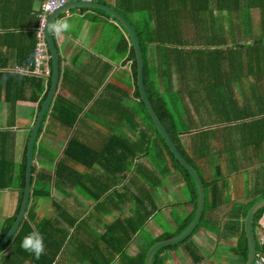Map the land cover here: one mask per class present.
<instances>
[{"label":"trees","instance_id":"obj_1","mask_svg":"<svg viewBox=\"0 0 264 264\" xmlns=\"http://www.w3.org/2000/svg\"><path fill=\"white\" fill-rule=\"evenodd\" d=\"M28 1V6H23L24 0H0V67L7 65L3 58L5 54L15 55L18 65H33L41 7L34 8L35 1L40 0ZM108 3L105 0V4ZM113 7L129 19L138 36L143 54V83L153 109L178 150L199 172L205 191L204 208L194 230L180 242L158 248L152 264H165L166 252L182 245L194 263L202 261L204 256L197 253L192 236L208 229L209 225L218 226L221 218L226 219L222 222L223 229L231 230L230 236L223 231L221 234L224 237L237 235V245L230 248L239 253L243 264L247 247L241 218L252 203L264 196V85H261L264 80V22L261 23V0H141L136 5L123 2V6L115 0ZM253 10L259 15L258 28L252 20ZM150 46L154 48V58ZM116 49L127 52L125 60L131 61L129 75L132 82L126 80V87L108 81L86 109L101 81L93 85L66 86L70 71L60 72L62 84L74 94V98L55 95L42 118L33 160H42L37 139L44 130L45 121L47 124L56 121L67 128L64 139L68 138L77 119L82 125H89L88 122L99 124L97 128L101 136L98 140L91 139L75 128L54 170L48 165L39 168L32 165L27 217L0 247L1 251L12 243L11 250L0 255V264H60L58 258L65 252L74 256L76 264H111V256L116 253L121 255L124 264H144L146 252L154 241L179 234L192 220L197 203L194 180L170 151L140 98L132 45L128 48L126 38H121ZM104 73L106 75V70ZM118 73L120 71L115 76L121 77ZM46 78L42 74L0 70L5 101L14 104L16 98H22L26 83L32 84L35 93L30 98L37 100L42 95L38 111L50 84V79ZM4 87H0V93ZM190 111H194L200 123L194 119L186 121L184 116ZM204 125L207 127L201 128ZM14 140L12 130H0V188L19 190L14 214L4 219L0 238L16 217L25 180L26 147L21 162L16 165ZM250 149L253 153L250 161L254 162L256 157L262 162L253 168V179H245L247 183L252 182L251 188L246 190L247 202L241 213L237 211L235 214L232 210L231 214L219 216L217 207L225 203L223 197L230 182L239 181ZM139 157L147 158L151 166L135 162L131 170V164ZM219 158L223 159L228 172L222 169ZM201 161L207 163L214 173L209 180L203 177L205 164L202 165ZM77 164L92 171L79 170ZM95 164H98L97 170L93 167ZM260 166L261 173L257 170ZM172 168L182 175L183 190L193 205L192 211L180 219L175 214L174 229L166 227L163 234L148 237L145 245L138 248L140 253L137 256L126 254L123 257L132 236L143 229L151 216L158 224H163L157 213L159 209L154 204L149 208L145 203L137 205L131 216L116 217L100 232L91 228L89 221L100 220L102 214L112 212L104 205L112 197L121 195L118 186L126 189L130 171L134 173L132 177L138 178L135 181L141 180L153 188L163 184V178ZM232 172L234 178L228 180ZM52 188L58 191L52 193ZM71 188L90 201L94 211L85 214L83 201ZM146 193L147 198H151L150 191ZM70 195L80 207L74 209V213L69 211L70 206L65 202ZM39 201H49L53 211L40 216L37 211ZM263 213L264 206L255 213L254 226ZM32 232L43 237L44 251L39 257L21 247L22 238ZM257 247L264 257V236ZM124 258L130 261H124Z\"/></svg>","mask_w":264,"mask_h":264},{"label":"crops","instance_id":"obj_2","mask_svg":"<svg viewBox=\"0 0 264 264\" xmlns=\"http://www.w3.org/2000/svg\"><path fill=\"white\" fill-rule=\"evenodd\" d=\"M96 1L105 4V0L104 2L102 0H96ZM107 1L109 2L107 5L113 7L115 0H107ZM116 2L120 6H123V2L136 5L139 2H141V0H131V1L116 0ZM22 4L23 6H28L29 1L24 0ZM39 7H40V1L37 2L35 1L34 8H39ZM263 13H264V0H261V23L264 22ZM252 17L255 26L258 28L259 15L252 14ZM126 19L129 21L128 18ZM121 38H126L128 48H130L131 44L125 31L110 14H108L102 9L75 6L70 9H67L66 11L59 13V15L56 16L55 27L53 28V39L59 50L60 72L63 70H66L68 72L70 71V75H71V77L69 78V82H67L66 86L68 85L77 86L79 84L93 85L101 81V86L99 87L95 96L91 99L89 104L85 107V109L91 104V102L94 100L97 94L101 91L102 87L108 81L126 87L128 86L126 80L131 79L130 82H132V78H130L129 75L131 71L130 70L131 61L129 59L125 60L127 57V52L126 53L119 52L116 49V44ZM149 50L150 53L152 54V58H154L155 51L153 46H150ZM3 58L7 60V65L4 67H0V70L18 72L23 74L40 75L35 72L17 71L16 67H27V66L18 65L15 62V59L17 58L15 55L5 54ZM43 67L47 68L49 71L51 69L50 60L45 61ZM105 70H106V75L104 73ZM118 71H120V73L118 74L121 75V77L115 76V74H117ZM47 74L48 73L46 72L43 74L45 78L47 77L46 80L50 79V77H48ZM61 78L62 76L60 75L55 95L61 94L65 98L73 99L74 94L62 84ZM46 80L43 82L45 87L47 84ZM261 85H264L263 79L261 80ZM0 87H4V86H0ZM4 89L5 87L2 88V92L0 93V130L1 131L12 130L14 132L15 140H14L13 158L16 165H18L22 160L23 150L24 147H26V142L30 132L29 127L33 123V119L38 109V101L40 100V98H42V95H39L37 100H32L30 96L34 92V86H32V84L28 85L26 83L24 87L25 91L24 93L22 92L24 96L22 95L21 99L16 98L15 103L13 104L9 102V100L5 101ZM25 110H27L26 114H24ZM184 118L186 119L187 122L194 119L195 121L200 123V120L199 118H197L194 111H190L187 116H184ZM203 118L206 119V117ZM47 122L50 121L47 120ZM88 123L89 125L87 124L82 125L77 119L76 123L73 126V129L77 128L81 132V134L84 133L87 135V137L91 139H97V140L100 139L101 136V134L99 133L100 130L97 128L100 127L99 124L95 122H88ZM90 123H91V127H90ZM45 127L49 129L45 130L46 129ZM206 127L207 126L204 125L201 128L204 129ZM73 129L70 131L69 136L72 134ZM101 129H103V127H101ZM44 130L37 139V145H38L37 148L39 147L42 150L41 153L42 160L40 159L34 160L33 165H36L37 168L44 165H48V166H52V170H54L55 165L58 159L62 156L65 145L67 144V141L69 139V136L68 138L64 139L65 135L60 136V134L67 133L68 129L65 128L64 126H61L56 121H53L48 124L45 121ZM57 136H60L61 138L60 137L54 138ZM50 141L55 145L48 144V142ZM93 146H97V145H93ZM248 153L249 155L247 156V165H243V167L247 166V168L248 167L252 168L253 167L252 165L254 163L253 160L250 161L253 157L252 150L250 149ZM53 158H54L53 162H47L48 160H51ZM202 161L201 164L203 165ZM135 162H141V163L143 162L147 166H151L147 158L139 157L137 158V160L135 159L134 162L131 164V170L134 167ZM76 167L79 170H84V168L88 169L79 164H77ZM93 167H95V169L97 170L98 164H95ZM247 168L245 167L244 169ZM88 170L92 171V169L91 170L88 169ZM13 173L15 175L16 170ZM133 174L131 171L127 174L128 178L126 179L127 182V185L125 186L126 189H124L122 186L121 188L120 186H118L117 189H119L118 192L121 193V195H116L112 197V200L108 201V204L106 206L104 205V208H111L112 212L110 211L107 214H102L104 216H100V220H98L96 217L97 221H93V220L89 221V225L91 226V228L97 230V232H100L104 230L106 225L110 224V222L114 220L116 217L128 218L129 216H131L133 210L136 208L137 205L139 206L141 204V206H143L145 203L146 206L149 208V206L151 207V205L154 204V206L159 209L157 213L159 214L160 220L162 221L160 223H163L162 225L164 226L162 227V225L158 224L155 221V219H153L151 216L149 221L144 225L143 229L140 230L139 232H136V234L132 236V240L126 252L124 253L123 257L126 254L132 257L137 256L140 253V249H141L140 247H143L145 245L148 237L149 238L156 237L158 235L163 234L166 227H168L171 230L173 229V227L174 228L176 227V222H175L176 219H174L175 214L177 218L180 219V217H185V215L191 212L193 209L192 203H190L187 200L188 199L187 195L183 190V178L179 171L174 170L172 168L169 171V173L163 178V184L161 186L153 187V188H151L149 185H147L145 182L141 180L139 182L135 181L138 178L135 176L132 177ZM202 174L203 176H205V171L204 172L202 171ZM233 178H234L233 175L231 177L229 176L227 177L228 180ZM130 179L132 180L131 182ZM70 190H72L74 195L79 197L82 201L84 200L83 201L84 205L82 206V209L84 210L85 214H87L89 210H93L92 203L90 201L82 197L74 188H71ZM148 190L151 193V198H147L146 192ZM57 191H58L57 189L52 188V193H56ZM227 196H228V192H226L223 197L225 203L217 207L218 214L221 213H225L224 215L231 214L232 212L231 206L233 204H236V202H232L231 200H228ZM73 197H74L73 195H70L65 201L67 204H69L70 206L69 211L71 213H74V209L80 208L78 201L75 202L73 200ZM69 198L71 199L69 200ZM18 199H19V190L17 188H9V187L0 188V231L2 229V224L5 221L4 219L14 214L15 208L18 203ZM176 207L181 208V214H178V212L176 211ZM228 208L230 209V211L224 212V209L227 210ZM37 211L40 216H44L46 215V213L49 214L53 210L51 208V204L49 201H45V202L39 201V206L37 207ZM234 213H237L236 209ZM261 222L263 223V225L260 228L259 227L257 228V232H259V238H261V235H264V216L260 218V223ZM221 232L222 231H220L218 235L215 234L214 236L211 235L212 237L211 238L208 234H206L207 231L205 230L204 232L203 230L202 232L199 231L198 237L200 240H194L193 238V241L196 244L197 253H201L200 251L201 248L205 246L206 253L203 254L204 259L208 258L206 256L211 257L207 260L206 264H216L215 260L225 251L223 249H226L225 255H223V259L232 260V256H233L234 260L230 264H241L239 253L230 248L232 245L233 246L237 245L238 239L235 240V237H230V238L224 237L221 234ZM200 233H203V235L201 236ZM209 233L211 232L209 231ZM208 236L210 238H208ZM225 243L227 244V246H225ZM11 248H12V243L9 242L6 245V247L0 251V255L4 252H9ZM131 248L133 250H131ZM138 248H140L139 251ZM179 248L180 250L178 252L180 253V257L177 256L175 252L176 249L166 252L167 258L165 264H174L173 259L176 261L175 264H183V262L185 264L194 263V261L191 258V255L185 250V246L182 245L179 246ZM111 258H112L110 260L111 264H124V262L121 260V255L118 253L111 256ZM204 259L200 261L201 264H205ZM123 260L130 261V259H126V258H124ZM58 262H60V264L77 263V261L74 260L73 255L69 252H65L64 255H60L58 258Z\"/></svg>","mask_w":264,"mask_h":264},{"label":"water","instance_id":"obj_3","mask_svg":"<svg viewBox=\"0 0 264 264\" xmlns=\"http://www.w3.org/2000/svg\"><path fill=\"white\" fill-rule=\"evenodd\" d=\"M75 6L102 9L108 14H110L125 31L135 52L136 71H137L136 82H137L140 98L143 101L144 106L147 112L149 113L155 127L164 138L170 151L172 152L174 157L180 162V164L190 173L197 189V203L192 220L189 222L186 228L183 231H181L179 234L173 235L168 238L156 240L150 245L145 255L144 264H152L153 255L158 248L166 245L176 244L181 240H183L184 238H186L194 230V228L200 221L202 211L204 208V202H205L204 186L202 179L199 175V172L191 163H189L185 159V157L178 150L170 134L167 132L165 126L162 124L158 115L153 109V106L148 98L143 83V54L135 30L133 29L130 22L126 19V17L123 14H121L119 11H117L114 7L104 3H100L96 0H68L64 4L53 9L46 16L43 33L51 61V71L49 75L50 86L41 104L40 109L38 110L36 116L33 119V123L29 127L30 132L26 142V150H25V156H26L25 180H24V186L22 188V192H23L22 198L18 212L16 214L13 223L11 224L7 232L2 236V238H0V247H2L8 241V239L12 236V234L18 229L20 222L25 217H27L26 211L31 193V174H32V165H33L34 144L42 118L46 113V111L48 110V108L50 107L53 97L55 95L59 81V76H60L59 50L53 39V28L55 27V18L57 15H59V13L66 11L67 9H70ZM263 206H264V196L260 197L253 204H251V206L248 208V210L244 215L243 231H244V236L246 238L247 256L243 264H255L257 260V256H259L260 254L257 248V239L253 230V218L255 213Z\"/></svg>","mask_w":264,"mask_h":264},{"label":"rangeland","instance_id":"obj_4","mask_svg":"<svg viewBox=\"0 0 264 264\" xmlns=\"http://www.w3.org/2000/svg\"><path fill=\"white\" fill-rule=\"evenodd\" d=\"M252 14H258V12L257 11H252ZM129 103L131 102V101H128ZM27 113V110H25L24 111V114H26ZM63 131V130H62ZM235 137H237V133L235 132ZM60 136H64V133H61L60 134ZM60 136H57V137H54V138H59ZM234 137V136H233ZM61 138V137H60ZM48 144H53L51 141L50 142H48ZM53 145H55V144H53ZM219 160H221V164L223 165L222 166V169L225 171V172H228V168H227V166H224V164L222 163L223 162V159L222 158H219ZM262 161H261V158L260 159H257L256 157L254 158V163H253V167L255 166V165H257L258 163H261ZM204 163V162H203ZM205 165H204V167H205V178H206V180H209V179H211L212 178V174L214 175V173H213V171H210V167H209V165L207 164V163H204ZM214 164L216 165V162H214ZM247 168V166H244V168ZM253 167L252 168H247V169H245L243 172H242V174H240V179H239V181H234V182H230V185L228 186V189H227V192H228V196H227V199L228 200H231L232 202H242V201H244L245 199H246V194H247V192L248 191H246V190H248V189H250L251 188V185H252V182H249L248 181V183L247 182H245V179L246 180H248V178L247 177H249L250 179H253V177L255 176V170H253ZM243 167H242V169H244ZM257 170H258V172H260L261 173V166L260 167H258L257 168ZM239 171H241V168H239ZM235 173L234 172H232V175H234ZM204 177V176H203ZM258 177V176H257ZM259 178H261V174L259 175ZM247 183V184H246ZM244 187H245V189H244ZM243 194V195H242ZM71 198H69V200H70ZM84 201V200H83ZM226 209H224V211H225ZM176 211L178 212V214H181V208H177L176 207ZM214 215H215V212H214ZM222 222H223V220H220V221H218V226L216 225V224H212V225H209V228L208 229H206V228H204V230L205 231H207V233L206 234H208L210 237H211V235L212 236H214V234L215 235H218L219 234V232L220 231H223V232H225L226 234H227V236H230V234H231V230L230 229H223V227H222ZM219 223H221V224H219ZM164 225H162V227H163ZM168 228V227H167ZM173 229H174V227H173ZM203 230V231H204ZM209 230H211V232L212 233H209ZM229 233V234H228ZM208 236V238H210ZM232 236V235H231ZM193 238H194V240H200L199 239V237H198V234H195V235H193L192 236ZM212 238V237H211ZM228 238H230V237H228ZM236 240V239H235ZM202 241V240H201ZM233 241V240H232ZM235 242V241H234ZM220 243V242H219ZM220 245V244H219ZM225 246H227V244L225 243ZM131 250H133L132 248H131ZM180 250V248L178 247L176 250H175V252H176V254H177V256L178 257H180V253L178 252ZM223 250H225L226 251V249H223ZM201 253H199V254H204V253H206V251H205V246L203 247V248H201ZM200 251H198V252H200ZM225 251L219 256V257H217V259L215 260V262H216V264H230L233 260H234V258H233V256H232V260H228V259H223V255H225ZM74 257V256H73ZM169 257V256H168ZM206 257H208V258H206V259H204V262H205V264L207 263V260L209 259V258H211L210 256H206ZM224 257H226V256H224ZM189 261H191V260H189ZM173 263L175 264L176 263V261L173 259ZM183 264H185L184 262H183ZM190 264V263H189ZM194 264V263H193ZM197 264H201V262L200 263H197Z\"/></svg>","mask_w":264,"mask_h":264},{"label":"built area","instance_id":"obj_5","mask_svg":"<svg viewBox=\"0 0 264 264\" xmlns=\"http://www.w3.org/2000/svg\"><path fill=\"white\" fill-rule=\"evenodd\" d=\"M40 13H39V23L36 26V46L34 49V60L33 67H16L17 71L21 72H35L38 74L49 73L48 69L43 67L45 61L48 60L49 54L47 50L46 40L44 38L43 28L45 23L46 15L53 9L64 4L68 0H40ZM260 260H257L255 264H260Z\"/></svg>","mask_w":264,"mask_h":264},{"label":"clouds","instance_id":"obj_6","mask_svg":"<svg viewBox=\"0 0 264 264\" xmlns=\"http://www.w3.org/2000/svg\"><path fill=\"white\" fill-rule=\"evenodd\" d=\"M48 15V14H47ZM46 15V16H47ZM46 19V18H45ZM36 42H37V40H36ZM47 50H48V48H47ZM48 54H49V51H48ZM50 60V56H49V58H48V61ZM50 71H51V69L49 70V73L47 74V76L49 77V75H50ZM44 74V73H43ZM42 74V75H43ZM41 75V74H40ZM38 112V111H37ZM37 114V113H36ZM36 116V115H35ZM42 122V121H41ZM34 161V160H33ZM246 202H247V198H246V200L243 202H236V204H234V205H232L231 207H232V210L235 212V209L238 211V212H242V210H243V207H244V205L246 204ZM253 204V203H252ZM237 206V207H236ZM251 206V205H250ZM229 209V208H228ZM227 209V210H228ZM226 210V211H227ZM248 210V209H247ZM226 211H224V212H226ZM225 213H221V214H218L219 216H223ZM236 214V213H235ZM264 216V213L262 214V216L261 217H263ZM243 218L244 217H242L241 219H242V227H243ZM240 219V220H241ZM221 220H223V221H225L226 219L225 218H221ZM259 225V226H258ZM263 225V223L261 222L260 223V219H259V221H258V223L256 224V226H254V218H253V230H254V233H255V236H256V239H257V243H260L261 244V242L263 241V236L264 235H261V238H259V232H257V228L259 227H261ZM211 232V231H210ZM212 233V232H211ZM235 239H237V235L235 236ZM21 247L23 248V249H25V250H27V251H30L31 253H33L36 257H39L42 253H43V251H44V242H43V237L40 235V234H38V233H36V232H32V233H29V234H27V235H25L23 238H22V240H21ZM258 248V247H257ZM258 251H259V249H258ZM260 253V252H259ZM260 258H261V263L262 262H264V257L263 256H261V254H259V256H257V260H260ZM256 260V261H257ZM260 263V264H261Z\"/></svg>","mask_w":264,"mask_h":264}]
</instances>
